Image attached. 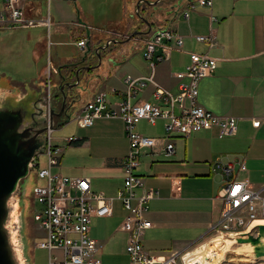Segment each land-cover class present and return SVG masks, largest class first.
I'll return each instance as SVG.
<instances>
[{"label":"crops","instance_id":"1","mask_svg":"<svg viewBox=\"0 0 264 264\" xmlns=\"http://www.w3.org/2000/svg\"><path fill=\"white\" fill-rule=\"evenodd\" d=\"M190 1L154 0L151 2L154 3L152 7L158 9H151L146 17L148 23L142 21L140 26L137 20L135 23H126L123 27L122 22L104 20V23L110 22L109 24L121 27L106 29L84 23L80 19L75 20L73 14H68L67 19L74 28L70 29L74 39L79 41L90 38L87 52L78 49L85 54V58L89 51L98 52L103 47L99 46L101 39L97 35L106 34L105 30H112L130 38L118 39L106 34L110 36L107 42L116 39L117 43L112 46L140 40V59L137 60L135 54H128L127 44L121 50L125 57L109 64L112 65V72L84 69L95 65L87 59L83 62L85 58L57 64L59 68L78 64L81 69L78 86L82 81L83 87L70 90L68 96L73 98L72 102L69 100L73 104L78 100H85L80 108V115L99 92L107 94L110 105L121 102L127 91L125 78L128 75L135 78L151 75L143 51L145 42L159 29L172 28L184 37L182 50L171 51L168 58L157 63L155 81L170 92L179 93V84L188 82V79L179 81L175 74L185 71L190 64V53L208 54L218 60L214 74L200 83L198 100L200 105L218 116L237 118L236 136L220 138L218 129H213L195 133L188 138L173 134L167 140L165 120L141 121L137 126L141 135L161 140L154 149L143 152L138 170V175L144 178L146 187L159 191V195L149 204L147 218L153 227L146 231L144 238L145 250L159 256L183 250L191 244V240L202 238L219 221L222 210L219 197L227 177L222 171L214 172L217 163L236 168L244 163L247 171L242 177L248 178L257 187L264 184V0H214L212 9L198 8L185 20L183 12ZM21 2L28 17L40 18L42 0ZM140 2L144 4L143 0ZM210 15L217 19L212 25ZM79 24L87 27H80ZM88 27L93 30H88ZM51 28L52 20L50 31ZM141 32H147V35L141 36ZM211 32L217 38V46L210 49L207 44L198 42L196 37L208 36ZM92 40L96 41V49H90ZM37 46L40 50L38 53L35 51V58L40 61L46 48L40 44ZM160 55L161 51L157 50L155 60ZM63 72L69 75L71 70ZM59 79L57 76V80ZM154 90L155 87L149 84L133 102H153ZM253 119L261 121L259 128L253 127ZM89 131L85 137L77 138V142L67 144L93 150L97 141L103 143L106 151H99L101 158L96 167L86 169L81 174L69 172V177L89 178L93 191L96 188L108 197L115 198L124 185L122 161L129 150L125 125L120 119H101ZM167 143L174 145L171 156L166 155ZM61 148L64 152V147ZM61 164L62 158L60 166ZM137 194L140 195L141 190H137ZM127 215L122 203L115 200L112 216L93 219L91 237L98 243L97 255L103 264H130L126 251L129 235L121 230Z\"/></svg>","mask_w":264,"mask_h":264},{"label":"built area","instance_id":"2","mask_svg":"<svg viewBox=\"0 0 264 264\" xmlns=\"http://www.w3.org/2000/svg\"><path fill=\"white\" fill-rule=\"evenodd\" d=\"M0 30L33 29L45 27L50 32L51 20L28 17L21 0H0ZM214 0H191L183 12L185 20L190 18L191 12L198 8L212 9ZM217 21L210 15L211 25ZM80 27H87L79 24ZM93 30L88 27V30ZM106 34L115 38L130 39L128 35L116 31H107ZM196 40L205 43L209 48L217 46V38L213 32L208 36H197ZM90 38L76 42L81 51H88ZM116 42L109 40L104 47H110ZM49 48L52 42H48ZM184 37L175 29L162 28L157 30L145 42L143 57L148 62L151 75L135 78L128 75L125 78L127 87L124 99L115 105H110L105 92L97 93L82 113L77 117L80 128H90L97 120L120 119L125 125L126 136L129 141V150L123 158L124 185L115 198L105 193H95L92 190L91 180L86 177H67L54 175L52 170L60 166L63 149L53 146L52 135L55 129L51 123V109L54 106L55 78L59 76V68L49 58L44 78V106L46 107L47 122L45 126L47 146L44 153L48 157L47 167L41 169L39 155L31 164V171L35 172L38 180H44V186H35L33 197L42 205L34 221L38 229L43 232L45 241L39 242L36 247L49 252L48 264H103L98 257L99 246L91 237V228L94 218L110 217L113 214V202L118 200L128 212L121 225V230L129 235L126 248L130 264H212L216 251L209 248L202 250L207 242L225 237L247 238L257 237L259 227L264 225V184L253 185L246 177L244 163L234 167L217 163L214 172L222 171L227 180L220 192L222 210L219 221L209 232L197 242L189 244L181 251L172 252L167 256L154 255L144 248L146 231L153 227L147 218L149 204L158 195L155 188H148L143 177L138 175L141 166V157L145 150L154 149L159 139L141 135L137 126L141 121L154 122L165 120L167 140L173 134L186 138L202 131L218 129L219 137H234L238 134V119L221 117L207 110L199 103V86L202 80L211 77L217 69V59L208 54L190 53V64L185 71L175 74L187 83L179 84V93L174 94L163 88L155 81L157 63L168 58L171 51L182 50ZM160 55L155 60L156 51ZM149 84L155 87L154 101L134 103L138 94L142 93ZM177 110L179 113H177ZM261 121L253 119V127L259 128ZM163 140V139H162ZM78 139L70 137L65 142L72 144ZM166 155L174 153V145L167 143ZM141 190V194H137ZM202 247V248H201ZM216 250V249H215ZM229 252L226 253V256ZM223 263V262H222ZM221 263V264H222Z\"/></svg>","mask_w":264,"mask_h":264},{"label":"rangeland","instance_id":"3","mask_svg":"<svg viewBox=\"0 0 264 264\" xmlns=\"http://www.w3.org/2000/svg\"><path fill=\"white\" fill-rule=\"evenodd\" d=\"M139 1L42 0L43 7L41 8L39 19H47L50 17L52 20L50 33L45 27L0 30V92L3 93V96L0 95L2 97H0V103L5 102V100L14 103L17 97H24L20 104H24L30 113H33L36 107L43 109L45 91L44 78L49 58L52 59L58 68L59 66L57 64H63L72 59L85 58V54L81 53L74 45L77 40L74 39L73 32L70 30L73 26H71L70 21L67 19L68 14H73L75 20L80 19L84 23L106 29L120 27L115 24H109L111 21L113 23L118 21L122 22L123 25L121 27H123L126 23H135L137 20L140 26L143 18L148 17L149 11L158 8L152 7L154 3L151 2L154 0H143L144 4H141L139 7L141 14L138 15L136 8L138 9ZM104 20L110 22L104 23ZM141 33H143L140 34L141 36L147 35V32ZM97 36L98 39H101L99 46H106L110 36L106 34ZM48 42H52L50 48ZM91 42L90 49H96V41L92 40ZM39 44L44 45L46 49L43 52L44 56L42 59L37 61L35 53H38L40 50L37 46ZM127 44L128 47L126 46ZM115 46L109 47L108 50L101 47L102 49H100L99 53L94 51L87 53V61L89 63L94 62L95 64L92 67L99 66V69L95 68L94 72L99 70L112 72V65L109 66V64H114V61L119 60L122 56L125 57V54L121 51L125 46L129 49L128 54H135L137 60L140 59L139 48L142 46L140 40ZM54 81V85L57 87L56 82H59L57 77ZM73 82L74 80H71L72 84ZM83 84L84 82L81 81V85L76 88L83 87ZM5 90H8L6 96ZM82 95L84 97L83 93ZM72 100L73 98H70V102ZM84 102L85 100L74 102L69 110L70 121L61 127H57L52 135L53 146L64 147L62 164L60 168L58 167L52 170L54 175L69 177L71 176L69 172L81 174L86 169L96 167L101 158L99 151H106V148H103V143L100 144L97 141H95L93 150L76 148L65 142V139L72 136L79 139L85 137L90 132L91 127L83 129L78 126L77 117ZM36 104L37 106H35ZM38 155L40 157V168H46L48 161L47 155L44 152ZM37 185L44 186L45 181L38 180L35 172L32 171L21 182L19 190L10 202V206L12 207L19 203V210L16 209L12 212V220L8 226L10 229L12 228L10 233L13 243L19 246V257L24 262L26 260L24 264H48L49 262V252L36 247L39 242L46 240L43 232L38 229V223L34 221V216L42 209V205L33 197V189ZM94 190L95 193L100 192L96 188ZM202 238L191 240V243L197 242ZM227 252L229 253L227 256L225 254V260L222 264H264V260L255 257L254 247L251 243H237L231 251Z\"/></svg>","mask_w":264,"mask_h":264},{"label":"water","instance_id":"4","mask_svg":"<svg viewBox=\"0 0 264 264\" xmlns=\"http://www.w3.org/2000/svg\"><path fill=\"white\" fill-rule=\"evenodd\" d=\"M140 5L141 2L138 5V15L141 14ZM142 21L148 23L146 18ZM108 48V46H103V49ZM99 52L98 50L97 53ZM86 59L87 57L83 62ZM96 67L90 66L84 69L94 70ZM80 72L81 69H78L74 84L69 83L60 88L64 94L63 105L60 110L55 106L51 109V123L54 129L70 121L69 110L73 103L68 106L66 102L69 91L74 90L79 84ZM0 95L3 96V93L0 92ZM23 99L24 97H17L14 103L8 100L0 103V264L26 263V260L22 261L18 255L19 246L13 243L10 233L12 228L8 226L12 220V212L19 210V203L12 207L10 202L19 190L21 182L30 175L31 164L36 155L44 152L47 146L46 107L43 106V109L36 107V110L30 113L24 104H20ZM64 117L66 120L56 122V118L63 119ZM263 239L264 226H260L257 237L238 238L237 243H251L255 257L261 259L264 257Z\"/></svg>","mask_w":264,"mask_h":264},{"label":"trees","instance_id":"5","mask_svg":"<svg viewBox=\"0 0 264 264\" xmlns=\"http://www.w3.org/2000/svg\"><path fill=\"white\" fill-rule=\"evenodd\" d=\"M71 70V73L69 75H67L65 72H63V70ZM79 69L78 64H69V65H64L61 66L59 68L60 72H59V82L57 87L55 88V95H54V106L57 107L59 110L61 109L62 105H63V96L64 94L61 92L60 88L65 87L66 84L71 83V80H74L73 84L76 82V72ZM65 73V74H64ZM81 74V72H80ZM65 90H67V88H65ZM70 98L68 97L67 100V105L70 106V102H69ZM69 102V103H68ZM62 120H66V118L64 117L63 119L61 118H56V122H60ZM68 123L67 121L65 122V124Z\"/></svg>","mask_w":264,"mask_h":264},{"label":"bare ground","instance_id":"6","mask_svg":"<svg viewBox=\"0 0 264 264\" xmlns=\"http://www.w3.org/2000/svg\"><path fill=\"white\" fill-rule=\"evenodd\" d=\"M262 242L264 243V239L262 240ZM236 244H237V240L233 236V237H225V238L215 239L214 241L203 245L202 246L203 248L202 247L201 248H202V250H207V249L211 248V249H213L212 251H216L217 259H215L212 264H221L225 260L226 252L231 251V249ZM218 252H220V253H218ZM261 260H264V257L261 258Z\"/></svg>","mask_w":264,"mask_h":264}]
</instances>
